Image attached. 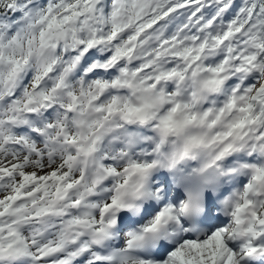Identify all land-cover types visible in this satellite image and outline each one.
<instances>
[{"label": "snow or ice", "instance_id": "obj_1", "mask_svg": "<svg viewBox=\"0 0 264 264\" xmlns=\"http://www.w3.org/2000/svg\"><path fill=\"white\" fill-rule=\"evenodd\" d=\"M0 264H264V0H0Z\"/></svg>", "mask_w": 264, "mask_h": 264}]
</instances>
